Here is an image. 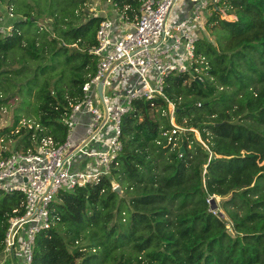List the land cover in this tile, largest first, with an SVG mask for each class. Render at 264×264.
Wrapping results in <instances>:
<instances>
[{
	"label": "trees",
	"instance_id": "trees-1",
	"mask_svg": "<svg viewBox=\"0 0 264 264\" xmlns=\"http://www.w3.org/2000/svg\"><path fill=\"white\" fill-rule=\"evenodd\" d=\"M104 1L128 16L140 5ZM30 2L7 0L16 18L0 33V89L37 102L38 129L12 133L19 115L0 129L14 150L31 147V135L64 141L62 115L94 74L89 50L104 17L84 13L85 0ZM220 7L234 19H221ZM205 28L212 40L196 41L198 72L168 76L162 96L133 101L122 116L111 175L56 194L54 224L36 235L31 264H264V0H218ZM12 62L19 67L1 70ZM168 103L184 129L170 142ZM22 199H0V243Z\"/></svg>",
	"mask_w": 264,
	"mask_h": 264
},
{
	"label": "built area",
	"instance_id": "built-area-1",
	"mask_svg": "<svg viewBox=\"0 0 264 264\" xmlns=\"http://www.w3.org/2000/svg\"><path fill=\"white\" fill-rule=\"evenodd\" d=\"M217 1L140 0L132 16L117 12L115 4L111 17L103 13L96 44L89 50L97 58L94 74L81 85L79 97L68 101L62 115L64 141L57 144L49 136L31 135V147L14 150L0 138V193L17 192L23 197L22 213L13 210L6 220L0 264H31L36 235L54 224L52 202L59 191L111 175L122 151L121 118L133 101L152 103L162 96L168 76L193 77L198 72L195 64L202 60L195 54L197 34ZM10 29L11 25L6 32ZM168 107L172 130L162 135L170 142L177 140L173 135L180 128L174 125L173 105ZM19 124L27 130L39 128L25 119ZM79 127L81 134L76 133ZM117 187L112 184V190ZM206 202L210 204L211 198Z\"/></svg>",
	"mask_w": 264,
	"mask_h": 264
},
{
	"label": "rangeland",
	"instance_id": "rangeland-1",
	"mask_svg": "<svg viewBox=\"0 0 264 264\" xmlns=\"http://www.w3.org/2000/svg\"><path fill=\"white\" fill-rule=\"evenodd\" d=\"M26 1H28L31 4L30 0H26ZM211 9L212 8H210V10ZM82 11L84 13H87L89 16L97 15L100 12L101 13L105 12L108 16L107 18H109L112 16L111 11L114 10L111 8V3H107V1L105 3L104 0H85ZM217 11L219 12V16L221 19L224 20L234 19V17L230 15H226L222 7L218 8ZM10 12H11V16H9ZM15 18L16 17L12 14L10 7L7 5V0H0V29H2L3 32H6L9 26L11 25V23L13 22V20H15ZM38 20L40 21L39 25L41 26L45 25L46 27L49 26V20L45 16H40ZM203 36L207 37L208 40H212V36L209 34V31L206 30L205 28V23L197 34L198 38H201ZM18 67L19 64L17 62H12L11 66L4 64L3 67H1V70L17 69ZM3 87L5 92L4 90L0 89V129L4 127H8L9 125H11L10 129H12V125L16 115H19L21 117L19 121L25 119L31 123H35L34 121L36 119V112L34 111V106L37 105V102H33V96L30 97V100H25L26 98H24L23 101L21 99L22 95L18 93L16 87H14V89H10L5 86ZM20 103L21 105L19 106ZM168 111L170 112L169 107H168ZM19 126L20 124L18 122L17 126L14 128L15 130L12 133L15 134L16 133L15 131H18ZM179 131L184 133V129H180ZM193 132L196 140L201 142L198 133L196 131ZM8 139H10V143L4 141V145L9 147V149H13L15 146V142L11 140V135H8L7 140ZM17 139H19V136L16 137V140ZM2 196L3 194L0 193V199L2 198ZM214 201L216 202V204H218L220 201L219 197H215Z\"/></svg>",
	"mask_w": 264,
	"mask_h": 264
},
{
	"label": "water",
	"instance_id": "water-1",
	"mask_svg": "<svg viewBox=\"0 0 264 264\" xmlns=\"http://www.w3.org/2000/svg\"><path fill=\"white\" fill-rule=\"evenodd\" d=\"M97 90H98V94H100V91H101V86H100V85H98ZM114 191L117 192V193H120V189H119V187H117L116 189H114ZM213 209H216V206H215L214 202L211 201V202H210V210H213ZM220 217H222L221 214H220Z\"/></svg>",
	"mask_w": 264,
	"mask_h": 264
},
{
	"label": "crops",
	"instance_id": "crops-1",
	"mask_svg": "<svg viewBox=\"0 0 264 264\" xmlns=\"http://www.w3.org/2000/svg\"><path fill=\"white\" fill-rule=\"evenodd\" d=\"M82 130H83V128H82V127H79V128L76 130V133H77V134H81Z\"/></svg>",
	"mask_w": 264,
	"mask_h": 264
}]
</instances>
